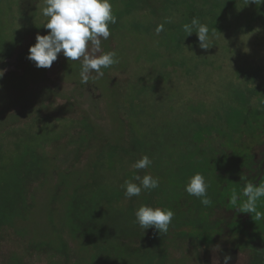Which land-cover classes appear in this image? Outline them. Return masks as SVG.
<instances>
[{
	"label": "trees",
	"instance_id": "obj_1",
	"mask_svg": "<svg viewBox=\"0 0 264 264\" xmlns=\"http://www.w3.org/2000/svg\"><path fill=\"white\" fill-rule=\"evenodd\" d=\"M37 1L20 0L21 16L32 18ZM143 1V7L156 16L161 14L159 4L166 0ZM193 17L201 23L206 17L196 0H191L183 11L182 22ZM0 36V65L5 67L15 46L7 47L1 31ZM109 43L103 40L106 52ZM27 56L28 51L17 57L21 62L27 61L24 74H5L0 79V91L3 83L12 88L15 81H25L32 64ZM68 62L73 61L65 58L64 71L71 78H78L67 67ZM241 78L245 83L244 87L239 84L243 95L237 96L233 107H228L223 129L228 140L238 142L248 154L233 174L216 184L217 192L210 189L215 182L206 180L208 196L213 201L207 207L184 190L191 176L174 181L156 173L158 164L150 157L151 141L140 132L137 116L117 114L118 133L113 129L105 134L84 114L72 116L77 106L74 101L57 108L34 96H27L20 112L0 115V264H38L43 260L45 264H180L181 260L191 264L200 260V252L208 258V248L224 233L236 237L238 243L235 248L219 251L220 264L225 254L231 255L232 264L234 253L241 248L251 252L249 264H264V219L255 221L252 214L239 213L235 220L230 211L233 205L229 203V189L242 191L241 176L254 183L264 182V151L259 161L254 153V149L264 146V65L243 71ZM20 86L23 89L26 83ZM254 125L257 129L252 130ZM220 139L226 141L224 137ZM65 149L72 153L68 166H62L60 161ZM201 152L195 160H206L207 154ZM143 155L149 156L152 165L134 169V163ZM208 168L215 166L209 164ZM191 171L193 175L199 172V166L192 164ZM146 173L159 177V187L144 191L139 197L125 198L121 188L124 181L134 174L143 177ZM141 204L174 211L167 234L140 228L135 211ZM257 205L264 212V197ZM216 211L226 216L211 222ZM205 227H212L219 234L209 238ZM12 238L22 247L21 252L3 254L4 242ZM198 240L213 241L203 246ZM180 242L191 248L193 256L184 254L182 259L173 261L167 249ZM206 262L207 259L203 264H209Z\"/></svg>",
	"mask_w": 264,
	"mask_h": 264
},
{
	"label": "rangeland",
	"instance_id": "obj_2",
	"mask_svg": "<svg viewBox=\"0 0 264 264\" xmlns=\"http://www.w3.org/2000/svg\"><path fill=\"white\" fill-rule=\"evenodd\" d=\"M183 2H161L158 6L161 14L154 16L143 7V0H111L117 22L109 25L111 35L104 43H109V39L112 41L108 45L109 51L116 52L119 63L104 69L105 77L90 78L88 84H83L78 73L80 62L67 63L78 77L71 78L64 71L66 57L62 53L50 68H37L31 61L25 81H15L12 88L5 83L1 85L0 115L20 112L27 96H34L57 108L74 101L77 106L72 116L84 114L105 134L113 129L115 134L118 133L117 114L137 116L140 132L151 141L150 157L158 164L156 173L167 180L178 181L193 176L191 165H198L205 179L215 182L210 189L217 192L216 184L233 174L237 164L248 154L238 142L228 140L227 131L223 129L224 116L228 107L236 104L237 96L243 95L239 87V84H245L242 72L264 65V3L196 0V5L205 12L203 23L209 27L213 44L205 50L199 47L195 33L186 37L182 29L183 24L190 23L182 20L183 11L191 0ZM45 6V0H38L33 17L24 18L20 0H0L1 35H5L7 47L15 46L7 66L0 65V69H6L5 74L11 72L21 77L27 61L17 60L18 55L26 53L30 45L35 44L38 33L46 35L50 31L43 27L48 19L41 12ZM195 9L199 8L195 6ZM160 24L164 25V30L157 34L155 29ZM215 28L217 31L213 35ZM104 45L102 40V49L106 52ZM92 76H95L94 72ZM23 82L26 86L22 89ZM110 84L115 86L109 87ZM251 127L257 129L256 125ZM220 137L226 141L222 142ZM200 151L202 155L207 154L206 160H195ZM263 151L264 146L254 149L255 160H260ZM71 160L70 149L63 150L62 166H68ZM209 164H214L215 168L211 170ZM230 209L233 219L237 220L239 213L234 206ZM224 216V212L216 211L211 222ZM205 229V236L209 238L219 234L212 227ZM65 239L68 240L67 235ZM198 241L205 246L213 240ZM237 243L236 237L224 233L208 248V258L200 252L201 261L194 260L191 264H203L205 259L208 260L206 263L220 264L219 251L235 248ZM19 245L16 239H8L1 252H21ZM172 246L169 245L167 250L173 261L182 259L184 254L193 256L185 242ZM234 255L232 264H249L251 252L248 248L237 249ZM186 263L181 260L180 264ZM38 264H45V261Z\"/></svg>",
	"mask_w": 264,
	"mask_h": 264
},
{
	"label": "clouds",
	"instance_id": "obj_3",
	"mask_svg": "<svg viewBox=\"0 0 264 264\" xmlns=\"http://www.w3.org/2000/svg\"><path fill=\"white\" fill-rule=\"evenodd\" d=\"M249 3H264V0H247ZM45 7L41 9L42 15L47 17L43 24L50 30L46 35H36L35 44L28 50L27 59L33 61L37 68H50L57 60L58 54H63L68 61L80 62V81L88 84L90 78L97 79L104 75L102 69L119 63L115 51L104 52L102 40H107L110 33V24L117 22L113 13L111 0H45ZM187 36L195 33L199 47L209 49L213 46L210 39V30L207 24L201 23L193 17L190 23L182 26ZM164 30L160 24L155 29L159 34ZM217 31L213 30V35ZM6 69H0V79L5 75ZM95 76H92V73ZM152 160L148 155L138 159L133 168L142 170L149 168ZM244 181L242 191L232 190L229 203L238 213L252 214L253 219H264V212L258 210L257 202L264 197V182L254 183L241 176ZM160 185L159 177L146 173L141 177L134 174L131 179L125 180L121 185L127 199L139 197L144 191L157 189ZM208 183L202 173H195L188 180L184 190L190 195L200 199L204 206H211L212 199L208 196ZM175 213L168 207H152L141 204L135 211V219L144 232L154 228L159 235L167 234ZM231 255L225 254L222 264H230Z\"/></svg>",
	"mask_w": 264,
	"mask_h": 264
}]
</instances>
